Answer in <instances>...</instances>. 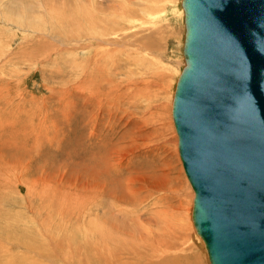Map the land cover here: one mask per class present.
Instances as JSON below:
<instances>
[{"label":"rangeland","instance_id":"374dc122","mask_svg":"<svg viewBox=\"0 0 264 264\" xmlns=\"http://www.w3.org/2000/svg\"><path fill=\"white\" fill-rule=\"evenodd\" d=\"M180 2L0 0V264H93L122 199L171 264H210L170 114Z\"/></svg>","mask_w":264,"mask_h":264},{"label":"water","instance_id":"95a60500","mask_svg":"<svg viewBox=\"0 0 264 264\" xmlns=\"http://www.w3.org/2000/svg\"><path fill=\"white\" fill-rule=\"evenodd\" d=\"M171 99L210 264H264V0H181Z\"/></svg>","mask_w":264,"mask_h":264},{"label":"bare ground","instance_id":"6f19581e","mask_svg":"<svg viewBox=\"0 0 264 264\" xmlns=\"http://www.w3.org/2000/svg\"><path fill=\"white\" fill-rule=\"evenodd\" d=\"M118 4L119 7H124L122 4ZM115 5L117 6V4ZM122 202H124V199L121 200V205L123 206ZM131 204V208H122V206H120L117 209L118 211L116 210L117 216L110 217V219L105 217V220L98 222V237H101V231H104L103 234H105L106 237L104 238V247L101 248L100 254L96 257L93 255L92 257L93 264H139V262H141L140 264H171L170 260L161 255L158 248L155 247L150 230H147V234H143L142 231H139V226L137 224L138 219L136 216V209H138L139 206H135L136 203ZM155 252L159 254H156V256ZM154 258L157 259L154 260ZM78 259L81 260V258ZM87 259L88 258L85 256V261H87ZM98 260L100 262H98Z\"/></svg>","mask_w":264,"mask_h":264}]
</instances>
